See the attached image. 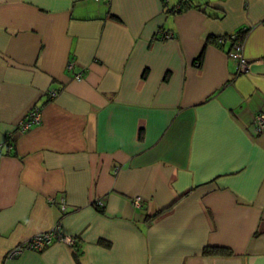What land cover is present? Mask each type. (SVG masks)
Masks as SVG:
<instances>
[{
    "label": "crops",
    "instance_id": "0c3cea01",
    "mask_svg": "<svg viewBox=\"0 0 264 264\" xmlns=\"http://www.w3.org/2000/svg\"><path fill=\"white\" fill-rule=\"evenodd\" d=\"M191 1L0 0V264H264V0Z\"/></svg>",
    "mask_w": 264,
    "mask_h": 264
},
{
    "label": "built area",
    "instance_id": "2783aa9c",
    "mask_svg": "<svg viewBox=\"0 0 264 264\" xmlns=\"http://www.w3.org/2000/svg\"><path fill=\"white\" fill-rule=\"evenodd\" d=\"M99 1V0H96ZM107 1V0H106ZM245 30V29H243ZM162 32V37L164 39H170L173 37V34L169 31H161ZM160 33V32H159ZM161 34V33H160ZM237 32H233L228 34L227 36H230L231 39L235 40L232 41V48L233 50L229 53L231 57L236 59L237 65H238V73H246L249 71L251 63H249L246 58L243 55V48H244V40L245 38L239 39L237 38ZM236 38V39H234ZM217 43H223L225 42L224 36H218L216 39ZM72 64L70 63L68 65V68H70ZM77 79H80L81 74H77L75 76ZM50 96H55L56 95V90H52L48 92ZM42 122V114L41 110L38 107H34L31 109L28 114L25 116L24 119H22L17 125L16 129L20 130L22 132L28 131L31 127L35 125H39ZM254 125L255 129L258 132H261L264 130V113H258L254 116ZM62 207H64V198L61 197L60 199ZM54 198H49V202H53ZM140 202V197L136 196L134 198V203L138 205ZM58 241L61 243H64L66 245H73L75 240L74 238L65 235L61 232L60 225L56 223L52 228L48 229L45 232L38 233L31 237L30 239L19 243L15 245L13 248H11L7 252V257L12 258L20 253H22L24 250H34V251H41L46 245L50 244L51 242Z\"/></svg>",
    "mask_w": 264,
    "mask_h": 264
},
{
    "label": "trees",
    "instance_id": "16d2710c",
    "mask_svg": "<svg viewBox=\"0 0 264 264\" xmlns=\"http://www.w3.org/2000/svg\"><path fill=\"white\" fill-rule=\"evenodd\" d=\"M165 6H167L166 3H164ZM193 2L191 0H179V2L175 5H173L172 7L170 8H167V11H171V12H174V13H179V12H182L184 10H187L191 7H193ZM245 29V30H243ZM250 28H246V27H243V28H239L236 30V32L238 33L237 34V38L239 39H242V38H245V36L247 35V32L249 31ZM228 35V34H227ZM227 35H223L224 36V39L225 41L226 40H229L230 42V47H232V41H235L233 39L230 38V36H227ZM232 40H230V39ZM217 37H215V41H216ZM236 39V38H234ZM217 43V42H216ZM223 43H220V45H222ZM202 56H203V51L200 52V54L196 57V61L198 62V64L200 63V61L202 60ZM205 252L207 253H222V254H231V250L225 248V247H208L204 250Z\"/></svg>",
    "mask_w": 264,
    "mask_h": 264
}]
</instances>
